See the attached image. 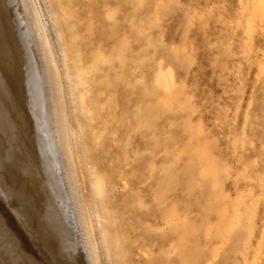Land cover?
Listing matches in <instances>:
<instances>
[{
	"label": "rangeland",
	"instance_id": "rangeland-1",
	"mask_svg": "<svg viewBox=\"0 0 264 264\" xmlns=\"http://www.w3.org/2000/svg\"><path fill=\"white\" fill-rule=\"evenodd\" d=\"M7 1L44 68L40 10L102 264H264V0ZM9 222L0 264H29Z\"/></svg>",
	"mask_w": 264,
	"mask_h": 264
},
{
	"label": "bare ground",
	"instance_id": "bare-ground-1",
	"mask_svg": "<svg viewBox=\"0 0 264 264\" xmlns=\"http://www.w3.org/2000/svg\"><path fill=\"white\" fill-rule=\"evenodd\" d=\"M34 2L32 13L44 68L35 40L25 36V47L18 32L17 16L7 0H0V197H3L0 205L18 231L19 239L15 237L37 246L38 251L32 252V259L27 261L33 260L34 264H102L93 211L81 179L77 136L69 120L62 74ZM38 98L44 100V104L41 105ZM43 116L50 140H45L40 128ZM56 159L62 169L68 201L62 198L55 185L51 169L56 167ZM18 191L26 195L19 212L13 202ZM71 213L75 219L76 238L72 237L68 223ZM15 243L13 246H18Z\"/></svg>",
	"mask_w": 264,
	"mask_h": 264
},
{
	"label": "snow or ice",
	"instance_id": "snow-or-ice-1",
	"mask_svg": "<svg viewBox=\"0 0 264 264\" xmlns=\"http://www.w3.org/2000/svg\"><path fill=\"white\" fill-rule=\"evenodd\" d=\"M3 200V197H0V201ZM18 201V203H17ZM13 202L16 203V207L18 212L20 211V209L23 208L25 202H26V195L24 192L22 191H18L17 195L13 198Z\"/></svg>",
	"mask_w": 264,
	"mask_h": 264
}]
</instances>
